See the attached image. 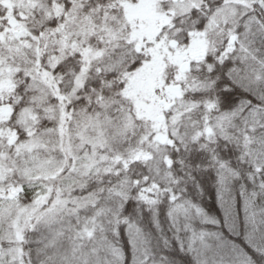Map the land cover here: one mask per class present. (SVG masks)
<instances>
[{"label":"snow or ice","instance_id":"obj_1","mask_svg":"<svg viewBox=\"0 0 264 264\" xmlns=\"http://www.w3.org/2000/svg\"><path fill=\"white\" fill-rule=\"evenodd\" d=\"M0 264H264V0H0Z\"/></svg>","mask_w":264,"mask_h":264}]
</instances>
